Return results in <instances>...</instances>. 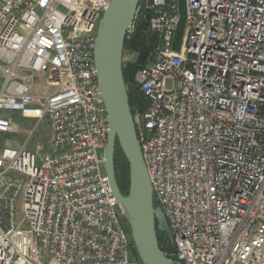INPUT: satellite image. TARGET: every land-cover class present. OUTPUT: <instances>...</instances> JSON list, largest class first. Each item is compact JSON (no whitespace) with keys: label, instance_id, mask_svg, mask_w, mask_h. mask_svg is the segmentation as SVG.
<instances>
[{"label":"built area","instance_id":"1","mask_svg":"<svg viewBox=\"0 0 264 264\" xmlns=\"http://www.w3.org/2000/svg\"><path fill=\"white\" fill-rule=\"evenodd\" d=\"M109 1L0 0V110L35 120L21 146L0 144V264H140L100 152L93 46ZM177 20V0H139L126 33L151 34L132 81L147 104L132 115L172 236L164 254L264 264V0H186L178 51ZM137 56L123 48L122 65ZM43 119L47 147L32 151ZM18 131L0 115V132Z\"/></svg>","mask_w":264,"mask_h":264},{"label":"water","instance_id":"2","mask_svg":"<svg viewBox=\"0 0 264 264\" xmlns=\"http://www.w3.org/2000/svg\"><path fill=\"white\" fill-rule=\"evenodd\" d=\"M139 0H110L97 25L93 55L97 83L106 111L108 133L103 167L117 207L128 225L142 264H181L168 258L159 246L157 232L172 243L167 220L154 205L151 182L137 139L127 86L122 72V52L127 30ZM178 20L172 48L179 50L186 20V0H177ZM119 145L129 164V188L124 194L114 171V150Z\"/></svg>","mask_w":264,"mask_h":264},{"label":"trees","instance_id":"3","mask_svg":"<svg viewBox=\"0 0 264 264\" xmlns=\"http://www.w3.org/2000/svg\"><path fill=\"white\" fill-rule=\"evenodd\" d=\"M150 40L151 34L146 29V26L142 25H138L136 30L127 35L124 39V48L138 51V56L135 62L125 63L122 65L123 77L127 85L128 100L132 114L142 110L147 104L145 98L138 92L137 87L132 83V81L135 70L146 64V56L149 52L148 42ZM113 158L114 171L118 185L121 191L124 194H127L129 188V164L118 144L115 147ZM121 221L124 229L130 234L128 225L123 216ZM157 238L160 248L163 252L168 254V252L172 250V246L167 235L163 232H157ZM131 258L142 264L133 246L131 247Z\"/></svg>","mask_w":264,"mask_h":264},{"label":"rangeland","instance_id":"4","mask_svg":"<svg viewBox=\"0 0 264 264\" xmlns=\"http://www.w3.org/2000/svg\"><path fill=\"white\" fill-rule=\"evenodd\" d=\"M41 79L37 77L35 82V87H41ZM7 114H12L14 116V121L19 127V131L17 133H2L0 132V144L5 143L8 146L19 147L23 144L25 138L30 133L31 129L35 125V120L28 118H20L15 113H10L7 111L0 110L1 116H6ZM50 133V127L48 125V121L43 119L35 129L33 135L30 137L28 144L26 147L32 151L36 150L37 145H42L43 147H47L48 144V136ZM103 150H100V152ZM22 210L20 205V200L16 203L15 208V221L18 222L21 219Z\"/></svg>","mask_w":264,"mask_h":264}]
</instances>
